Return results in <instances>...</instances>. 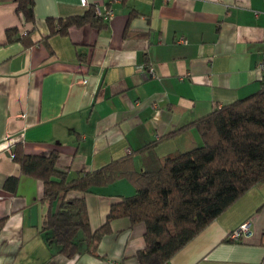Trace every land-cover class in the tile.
Listing matches in <instances>:
<instances>
[{
    "label": "crops",
    "instance_id": "obj_1",
    "mask_svg": "<svg viewBox=\"0 0 264 264\" xmlns=\"http://www.w3.org/2000/svg\"><path fill=\"white\" fill-rule=\"evenodd\" d=\"M112 6L114 15L101 28L84 24L47 36V17L82 15L88 6L34 0L36 22L25 37L28 26L16 4L0 1V264H140L134 255L144 246V226L121 217L110 221V232L92 250L78 233V254L59 253L40 231L50 209L42 182L23 175L11 157L17 143L28 154L55 151L56 168L68 178L159 139L158 157L186 152L201 143L194 127L165 136L261 87L264 0H127ZM131 8L138 11L133 17ZM10 28L18 32L7 41ZM135 162L141 167L138 155ZM10 176L19 177L15 193L4 187ZM133 193L124 179L86 193L90 229L104 223L112 203ZM245 221L250 234L227 241ZM167 264H264V182Z\"/></svg>",
    "mask_w": 264,
    "mask_h": 264
},
{
    "label": "trees",
    "instance_id": "obj_2",
    "mask_svg": "<svg viewBox=\"0 0 264 264\" xmlns=\"http://www.w3.org/2000/svg\"><path fill=\"white\" fill-rule=\"evenodd\" d=\"M1 1V0H0ZM23 17L25 37L34 30V0H11ZM126 3L127 0H120ZM114 3V2H113ZM108 2L107 5H112ZM138 11L130 10L129 17ZM47 36L67 35L72 26L106 25L92 4L82 15L47 17ZM18 28L7 29V41ZM131 33L124 31V35ZM81 60L85 55L79 54ZM194 127L201 139L196 148L163 157L155 153L159 140L110 161L100 168L68 178L56 168V152L28 154L17 143L13 160L23 175L41 180L42 200L50 205L41 232L58 245V252L73 257L79 252L77 234L82 233L92 250L110 232V221L128 218L144 226V246L135 253L140 264H167L187 242L227 210L249 189L264 182V84L255 93L215 108L165 137ZM162 139V138H161ZM141 159V167L135 157ZM126 180L134 193L111 204L104 223L91 230L84 195L95 188ZM19 177L10 176L4 187L15 193ZM72 193L79 195L71 196ZM53 207V208H52ZM227 241H231L226 238Z\"/></svg>",
    "mask_w": 264,
    "mask_h": 264
},
{
    "label": "built area",
    "instance_id": "obj_3",
    "mask_svg": "<svg viewBox=\"0 0 264 264\" xmlns=\"http://www.w3.org/2000/svg\"><path fill=\"white\" fill-rule=\"evenodd\" d=\"M120 0H110V2H117ZM82 4L89 6L86 0H82ZM95 13L100 16L104 21H109L114 15V8L110 5H103L100 3H92ZM257 70L259 73V78L262 84H264V54H262L260 60L257 63ZM11 157L13 153L11 152ZM250 234V223L245 221L241 223L238 227L233 229L228 234V239L231 241H240L241 239L247 237Z\"/></svg>",
    "mask_w": 264,
    "mask_h": 264
}]
</instances>
